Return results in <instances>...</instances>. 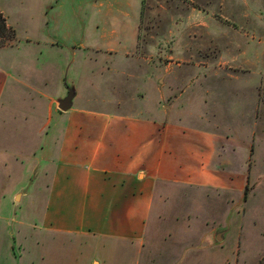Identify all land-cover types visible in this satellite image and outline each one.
<instances>
[{"label": "rangeland", "instance_id": "1", "mask_svg": "<svg viewBox=\"0 0 264 264\" xmlns=\"http://www.w3.org/2000/svg\"><path fill=\"white\" fill-rule=\"evenodd\" d=\"M108 1L0 0L14 32L11 41L0 38V44L16 42L13 47H0V66L8 65L9 53L17 52L32 56L39 66L66 69L69 74L58 97L64 99L72 90V105L83 88L78 85L77 68L85 66L90 71L121 66L126 69L121 76V102L129 101L135 108L143 101L140 105L151 116L162 106L170 118L191 113L200 118V126L223 130L221 133L242 141L241 153L235 148L233 154V172L243 173L239 158L246 157V194L244 186L238 190L241 185L234 180L233 190L227 193L196 190L204 195L201 203H192L188 197L172 203L181 226L191 221L202 223L194 234H182L181 230L185 237L177 234L184 250L182 258L172 264H264V0H136V6L119 0L120 6H111L110 12ZM135 20L136 49L128 60L91 59L92 46L100 44L96 41L100 29L122 31ZM26 35L39 38L27 43ZM48 75L47 93L52 96L56 84L53 70ZM2 79L0 74V82ZM93 80L101 79L88 73L80 83L87 85ZM84 87L83 102L98 97L91 86ZM107 94L115 96L110 88ZM162 95H166L164 99ZM96 101L91 104L110 106ZM26 114L29 116L24 119ZM34 118L27 101L18 100L0 112V264H50V242L43 240L40 250L28 247L33 245V236H45L39 233L44 207L40 167L44 163H38L40 155L30 153L34 138H25V125L36 126ZM30 135L34 137L36 131L32 129ZM194 209L202 210L200 216L189 218L188 212ZM174 225L169 220L168 227ZM48 234V239L55 238L52 248L58 244L51 251L52 262L67 264V258L61 256L66 252L64 246L59 245L70 238ZM165 240L171 243L173 233ZM26 247L30 250H24ZM131 257L129 251L122 254V258Z\"/></svg>", "mask_w": 264, "mask_h": 264}, {"label": "crops", "instance_id": "2", "mask_svg": "<svg viewBox=\"0 0 264 264\" xmlns=\"http://www.w3.org/2000/svg\"><path fill=\"white\" fill-rule=\"evenodd\" d=\"M135 2L127 0L129 6ZM107 5L110 12V7L120 6V1L109 0ZM0 11L10 26L9 13L1 6ZM38 38L24 36L27 43ZM96 41L100 44L92 46L94 61L99 56L106 61L128 60L136 49L137 20L129 29L118 32L100 29ZM14 45L15 41L1 47ZM16 54L9 53V64L0 66L3 77L0 98L5 91L0 106L5 110L18 100L27 101L37 122L36 126L26 123L25 138H34L29 144L30 153L34 157L40 155L38 163H44L40 167L44 207L39 233L45 236H33V245L28 247L40 250L43 240L50 242V264H54L51 251L58 244L52 248L55 238L48 239L47 233L70 238L59 245L64 246L66 252L61 256L67 258V264H172L182 258L184 244L179 243L185 237L182 234H194L202 224L198 220L181 226L175 220L179 215L172 203L182 202L186 197L192 203H201L204 195L196 190L227 193L233 190L234 180L241 185L238 190L245 185L246 157L239 158L243 173L233 172V154L235 148L241 153L242 141L221 133L223 130L217 132L200 126V118L191 113L170 118L167 108L162 106L151 116L140 105L143 101L136 105L138 108H133L129 101L121 102V76L126 70L121 66H100L90 71L85 66L77 68L78 85L83 88L77 85L80 89L77 102L61 111L60 85L65 83L69 71L39 66L30 59L32 56ZM50 70L56 80L52 96L47 93ZM88 73L101 80L89 81L87 85L80 83ZM84 86H91L98 97H88L87 103L83 102ZM107 88L119 97H110ZM95 100L110 106L91 104ZM32 129L36 131L34 137L30 135ZM23 194L21 191V197ZM201 211L190 210L188 217L196 218ZM169 220L174 221V227H168ZM171 233L173 240L165 243ZM28 247L24 250H30ZM128 251L133 257L122 258L123 252Z\"/></svg>", "mask_w": 264, "mask_h": 264}, {"label": "trees", "instance_id": "3", "mask_svg": "<svg viewBox=\"0 0 264 264\" xmlns=\"http://www.w3.org/2000/svg\"><path fill=\"white\" fill-rule=\"evenodd\" d=\"M8 29H9V34H7ZM13 37H14V32H13L12 28L7 25L6 19H5L4 15L2 14V12L0 11V38L4 39L7 42V41H11L13 39ZM6 42H4V41L1 42L0 47L5 46ZM251 152H252V148L250 149V154H251ZM246 191H247V187L245 186L244 187V194H246Z\"/></svg>", "mask_w": 264, "mask_h": 264}, {"label": "water", "instance_id": "4", "mask_svg": "<svg viewBox=\"0 0 264 264\" xmlns=\"http://www.w3.org/2000/svg\"><path fill=\"white\" fill-rule=\"evenodd\" d=\"M73 97H74V92L72 90H69L66 97L58 101L59 110L66 111L67 109H69L71 107ZM24 192L25 190H23V193Z\"/></svg>", "mask_w": 264, "mask_h": 264}]
</instances>
